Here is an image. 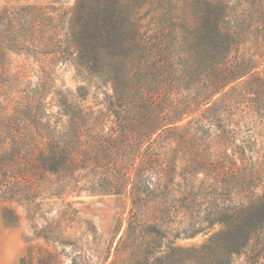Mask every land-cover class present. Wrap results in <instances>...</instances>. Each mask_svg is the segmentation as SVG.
Here are the masks:
<instances>
[{"label": "trees", "instance_id": "16d2710c", "mask_svg": "<svg viewBox=\"0 0 264 264\" xmlns=\"http://www.w3.org/2000/svg\"><path fill=\"white\" fill-rule=\"evenodd\" d=\"M180 1L76 0L71 13L34 6L1 12L0 58L4 48L24 49L19 20L34 12L60 36L56 52L73 56L80 74L111 82L114 94L106 105L109 124L102 121L106 112L95 116L75 105L66 124L52 127L46 119L35 131L24 127L9 152L13 175L3 173L0 189L83 172L93 176L87 190L130 198L127 237L136 264H264V147L239 138L236 128L217 124L222 132L208 133L216 126L209 118L221 121L219 110L233 101L232 92L242 96L245 84L253 96L242 98L264 119L260 62L241 51L249 38L256 54L264 51V0H247L242 11L237 0H186L197 21L187 36L174 17ZM191 103L193 112L204 110L205 123L185 122ZM219 137L236 148L219 156L212 150ZM171 138L178 147L162 143ZM178 150L189 155L178 157ZM215 223L224 229L209 246L162 249L168 235L192 237ZM22 264L61 262L49 253Z\"/></svg>", "mask_w": 264, "mask_h": 264}, {"label": "rangeland", "instance_id": "374dc122", "mask_svg": "<svg viewBox=\"0 0 264 264\" xmlns=\"http://www.w3.org/2000/svg\"><path fill=\"white\" fill-rule=\"evenodd\" d=\"M246 1L237 0L240 11L249 5ZM75 4L76 0H0V14L5 9L15 11L21 6L43 7L48 13H71ZM174 17L181 27L178 28L180 35L187 36V30L196 26V15L186 0L179 2ZM19 23L24 26L18 33L19 47L24 49L12 52L4 48V56L0 58V178L4 177L3 173L13 175L15 163L8 160L13 158L9 152H12L13 141L25 131L24 127L35 131L36 121L45 123L46 119L51 121L52 127L66 124L70 117L68 109H74L75 105L95 116L100 110L106 112L102 121L107 122L108 95L114 94L111 82L103 83L86 72L80 74L73 56L62 58L61 53L56 52L60 36L54 35L52 28L46 26L42 18L34 16V12ZM256 48L249 38L242 44L241 51L255 55L260 62L259 73L264 75V51L256 54ZM250 88L245 84V90L239 91L243 95L238 97V93L232 92L233 101L219 110L221 121L209 118L216 125L209 134L214 138L213 132L220 134L222 130L217 125L220 124L222 128H236L239 138H250L258 141V147H264V119L256 111L253 113L247 106L251 104L242 98L253 96ZM181 91L187 93L183 87ZM195 108L196 103L188 104L191 115L185 122L192 119L205 123L206 120L199 121L203 119L204 110L193 112ZM36 128L46 135L44 130ZM162 143L178 147L173 138ZM231 146L236 148L219 137L212 150L220 156L226 147L230 152ZM178 152V157L189 155L183 153L184 150ZM84 174L72 178L69 174L48 173L32 185L11 181L9 188L0 189V264H22L30 258L37 263L49 253L58 254L61 264H136L132 255L134 247L127 237L130 198L124 194L87 190L88 180L93 176ZM43 228L45 232L41 231ZM223 229V224L215 223L192 237L168 235L162 239V249L172 245L183 250H199L209 246ZM54 232L58 233L57 238ZM234 259L236 263L245 261L244 256Z\"/></svg>", "mask_w": 264, "mask_h": 264}]
</instances>
